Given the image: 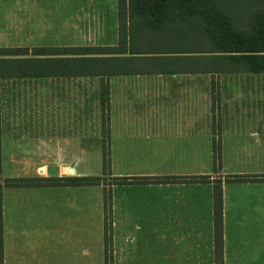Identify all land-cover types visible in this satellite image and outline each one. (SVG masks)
Wrapping results in <instances>:
<instances>
[{"label":"crops","instance_id":"obj_1","mask_svg":"<svg viewBox=\"0 0 264 264\" xmlns=\"http://www.w3.org/2000/svg\"><path fill=\"white\" fill-rule=\"evenodd\" d=\"M192 11L126 2L120 12L118 0H0V50L25 51L8 58L77 49L86 52L53 57L117 66L104 76L0 78L1 186L70 177H47L50 166L90 178L76 165L91 159L102 167L103 155L106 163L95 186L2 187L0 264H215L214 183L222 264H264V72H193L177 66L198 56L191 37L139 31L190 28L200 21ZM204 176L210 182L162 181Z\"/></svg>","mask_w":264,"mask_h":264},{"label":"trees","instance_id":"obj_2","mask_svg":"<svg viewBox=\"0 0 264 264\" xmlns=\"http://www.w3.org/2000/svg\"><path fill=\"white\" fill-rule=\"evenodd\" d=\"M130 5L156 6V5H183L192 6V16L200 21L194 22L190 28H167L160 26H148L139 29L144 35H177L191 37V52L198 54L190 60H178L177 66H186L195 71L212 72L218 69L248 71L252 73L264 72V13L253 22H239L227 20L225 15L215 7L210 0H118L119 9L125 3ZM237 23H242L245 28H238ZM126 29L120 25L119 35L123 36ZM95 50H93L94 52ZM189 51V50H188ZM25 51L0 50V78H40L44 77H78V76H104L111 69L117 67L114 64L107 65L102 58H66L53 57L65 55H77L86 50L77 49H34L33 59H11L8 57L19 56ZM36 56H49L48 58H36ZM107 92H100V106L102 118L106 112ZM215 147V146H214ZM212 161L215 167L217 154L213 148ZM102 168L105 172V156H102ZM47 179H6L1 188H28L43 185ZM234 181H240V177H234ZM50 185L70 186H95L101 179L97 177L79 178L63 177L48 178ZM133 179H120L118 184H126ZM140 181V180H137ZM166 183L179 182H210L208 176L204 177H170L162 179ZM42 182V183H41ZM220 187L214 183V255L215 264H222V210ZM0 231L1 199H0Z\"/></svg>","mask_w":264,"mask_h":264},{"label":"rangeland","instance_id":"obj_3","mask_svg":"<svg viewBox=\"0 0 264 264\" xmlns=\"http://www.w3.org/2000/svg\"><path fill=\"white\" fill-rule=\"evenodd\" d=\"M215 7L225 15L227 20L232 22H253L256 18L264 13V0H210ZM238 28H245L242 23H237ZM77 172H86L88 177H97L102 181L105 180L106 171L102 167L94 165L93 161L87 164H77ZM85 169H88L85 171Z\"/></svg>","mask_w":264,"mask_h":264},{"label":"water","instance_id":"obj_4","mask_svg":"<svg viewBox=\"0 0 264 264\" xmlns=\"http://www.w3.org/2000/svg\"><path fill=\"white\" fill-rule=\"evenodd\" d=\"M39 174L42 175L43 172H40ZM74 174H75V172H74L73 168L60 171V169L57 166H50L45 171V175L47 177H59L61 175H68V176L72 177V176H74Z\"/></svg>","mask_w":264,"mask_h":264}]
</instances>
